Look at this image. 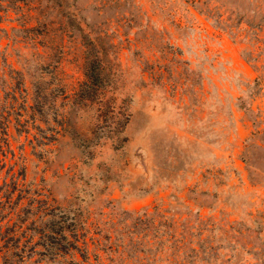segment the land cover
<instances>
[{
	"label": "rangeland",
	"instance_id": "374dc122",
	"mask_svg": "<svg viewBox=\"0 0 264 264\" xmlns=\"http://www.w3.org/2000/svg\"><path fill=\"white\" fill-rule=\"evenodd\" d=\"M0 264H264V0H0Z\"/></svg>",
	"mask_w": 264,
	"mask_h": 264
},
{
	"label": "trees",
	"instance_id": "16d2710c",
	"mask_svg": "<svg viewBox=\"0 0 264 264\" xmlns=\"http://www.w3.org/2000/svg\"><path fill=\"white\" fill-rule=\"evenodd\" d=\"M98 64H93L89 69H88V73L86 74V79H87V83L86 85V90L88 91H94L97 89V87L95 86H99L103 75L101 73V70L98 68L97 66ZM86 103H90L93 100L90 98V96H88L85 99ZM123 124H118V122L115 124V126H113V132H115V134L120 135V132L122 130ZM119 137L117 136V139ZM13 174V173H12ZM15 174V173H14Z\"/></svg>",
	"mask_w": 264,
	"mask_h": 264
}]
</instances>
